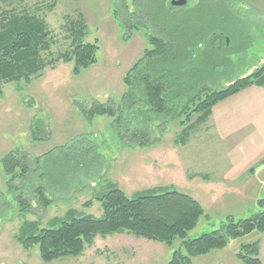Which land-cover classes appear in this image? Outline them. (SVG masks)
<instances>
[{
  "label": "rangeland",
  "instance_id": "374dc122",
  "mask_svg": "<svg viewBox=\"0 0 264 264\" xmlns=\"http://www.w3.org/2000/svg\"><path fill=\"white\" fill-rule=\"evenodd\" d=\"M171 1L0 0V21L20 13L42 17L53 40L43 53L52 65L41 77L30 84L4 83L0 94V264H166L182 243L179 238L168 246L130 232L98 234L81 255L49 262L38 245L23 247L25 221L58 227L56 221L70 210L102 217V204L94 197L110 183L128 195L162 187L197 199L205 213L188 234L191 239L225 229L231 217L237 222L264 212L259 203L264 199V105L259 104L264 94L244 92L216 104L185 144L176 140L183 129L177 119L152 121L151 141L135 145L122 140L113 118L84 114L94 102L121 104L129 90L124 78L151 48L150 37L168 24L167 8L176 17L190 16L223 32L224 49L201 54V64L218 58L212 73L205 71L200 89H224L262 66L264 0H223L222 8L211 0L207 8L188 14L178 10L187 12L200 0H188L186 6ZM80 18L86 24L82 41L98 43V62L75 75L73 63L61 57L73 47L71 26ZM136 120L139 124L132 121L131 127L144 126L141 116ZM14 151L29 167L21 179H11L3 168V157ZM21 172L17 167L15 173ZM11 180H16L12 189ZM255 243L264 264V232L258 230L194 257L193 263L244 264L237 256L241 246Z\"/></svg>",
  "mask_w": 264,
  "mask_h": 264
},
{
  "label": "trees",
  "instance_id": "16d2710c",
  "mask_svg": "<svg viewBox=\"0 0 264 264\" xmlns=\"http://www.w3.org/2000/svg\"><path fill=\"white\" fill-rule=\"evenodd\" d=\"M210 2L200 0L197 6L187 12L183 9L178 11L185 14L196 12L207 8ZM223 2L217 0L220 7ZM165 11L169 17L168 24L150 37L151 48L145 51L142 60L134 64L124 78L129 90L121 104L116 106L110 102H94L89 111L84 113L88 118L101 115L113 118L112 124L126 143L148 144L151 141L149 128L152 121L169 122L177 119L183 129L176 140L185 144L191 132L211 117L216 104L249 86H264L263 63L258 70L224 89H200L205 80V71L209 70L210 75L218 58L201 64V54H216L215 51L224 49L223 32H215L213 27H204V22L198 25L190 16L184 19L176 17L171 8ZM75 22L71 26L73 47L63 53L61 58L73 63L72 72L76 75L98 62L99 49L96 42L82 41L86 35L85 21L80 18ZM216 42H219L218 47ZM52 43L51 30L44 18L29 13L4 17L0 21V94L3 93L4 83L23 80L30 84L41 77L42 70L51 64L46 61L43 53L50 50ZM202 43L206 47H202ZM128 114L133 117L131 120ZM138 116L143 118L144 126L131 127L132 121L139 124L136 120ZM17 154L18 151L10 152L2 159L6 174L13 175L11 179H21L19 177L29 172V167L25 162L21 163ZM17 167L22 170L20 175L15 173ZM14 181L11 180L10 189L14 187ZM21 198L18 199L22 206L25 202ZM94 199L102 204V217L79 215L70 210L67 218L56 221L58 227L38 228L37 222L25 221L23 247L38 245L41 258L49 262L61 257L81 255L87 246L94 244L98 234L106 237L130 232L138 238L164 242L168 246H173L179 238L182 243L166 264H194V257L224 248L232 238L255 230L264 232V212H261L237 222L231 217L225 229L211 231L195 239L188 238L205 211L197 199L174 188L153 187L128 195L116 183H110ZM92 202L89 200L85 204L90 205ZM259 203L264 207V199L259 200ZM259 250L258 243L244 244L237 256L244 264H261L262 261L257 257Z\"/></svg>",
  "mask_w": 264,
  "mask_h": 264
},
{
  "label": "crops",
  "instance_id": "0c3cea01",
  "mask_svg": "<svg viewBox=\"0 0 264 264\" xmlns=\"http://www.w3.org/2000/svg\"><path fill=\"white\" fill-rule=\"evenodd\" d=\"M244 92H248L249 94L250 93H258L259 95H262L264 94V86H257V85H252V86H249V88H247L246 90H243L237 94H239V96H242L240 94H243ZM264 98V95L262 96ZM264 105V101H261L259 104L261 105Z\"/></svg>",
  "mask_w": 264,
  "mask_h": 264
},
{
  "label": "water",
  "instance_id": "95a60500",
  "mask_svg": "<svg viewBox=\"0 0 264 264\" xmlns=\"http://www.w3.org/2000/svg\"><path fill=\"white\" fill-rule=\"evenodd\" d=\"M171 4L173 6H186L188 4V0H172Z\"/></svg>",
  "mask_w": 264,
  "mask_h": 264
}]
</instances>
